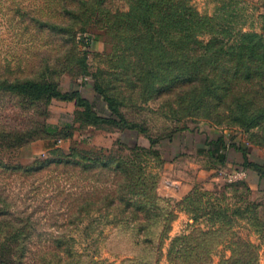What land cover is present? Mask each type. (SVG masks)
<instances>
[{
    "label": "rangeland",
    "instance_id": "1",
    "mask_svg": "<svg viewBox=\"0 0 264 264\" xmlns=\"http://www.w3.org/2000/svg\"><path fill=\"white\" fill-rule=\"evenodd\" d=\"M66 1L77 8V0H0V72L54 70L61 92L79 90L105 119L91 123L76 98L27 105L0 93V131L38 128L15 151L0 155L2 163L22 165L0 167V207L11 211L0 215V246L9 264H188L174 253L182 245L210 251L199 263L225 264L241 239L257 246L258 264H264V173L252 164L242 172L232 166L243 162L244 149L264 169V120L243 126L217 116L215 105L210 120L203 108H186L179 97L190 84L175 81L172 39L149 57L151 65L159 56L168 65H156L161 76L147 84L139 65L146 56L133 49L138 43L103 33L96 18L72 38L36 27L44 20L67 22ZM185 1L211 18L215 31L200 36L204 43L216 38L228 45L243 32L264 36V0ZM103 4L126 11L130 0ZM223 57L220 66L230 65ZM97 84L116 96L127 123L111 111ZM219 136L230 160L216 155ZM232 143L241 148L228 151ZM73 149H92L98 160L86 169L50 162ZM107 158L114 163L103 167ZM41 161L50 163L40 170L24 167Z\"/></svg>",
    "mask_w": 264,
    "mask_h": 264
},
{
    "label": "trees",
    "instance_id": "2",
    "mask_svg": "<svg viewBox=\"0 0 264 264\" xmlns=\"http://www.w3.org/2000/svg\"><path fill=\"white\" fill-rule=\"evenodd\" d=\"M93 1L77 0L78 6L74 9L66 1L63 10L65 15H69L67 22L50 23L44 20L36 27L40 30H54L61 36L72 38L78 30H85L83 24H88L92 18H96L98 20L96 27L101 29L103 33L109 34L113 38L118 36L117 38L123 41L129 40L138 43L133 49L135 50L134 53L142 54L144 52L146 56L139 65L140 74L144 73L147 84L153 82L149 79L152 76H156V78L161 76V74L157 75L156 65H168L166 60L163 61L162 56H159L160 61L157 64L151 65L153 63L149 61V57L157 54L160 47L166 49V46L161 44L163 40L172 39L175 58H172L170 63L173 64L172 68L176 72L175 81L190 84L187 92L179 97L180 101L187 102L186 108L190 109L192 106L198 108L199 106L203 108L204 118L210 120L213 111L211 108L215 105L218 108L217 116L226 114L232 121L243 126L258 125L264 120V36L254 32H243L241 38L235 40L233 37L228 45L227 42L216 40V38L204 43L200 36L204 33H212L214 30L211 18L205 14H200L185 0H182L179 5L170 3L172 0H130L128 10L116 9L113 12L103 4L104 0L98 1L99 3L96 5H92L95 4ZM69 18L72 19V22H68ZM75 22L81 23L78 25ZM128 47L129 45H125L124 50ZM223 56H227L230 65L220 66L224 59ZM53 74L54 70H48L47 67L19 71L15 75H12L11 72H0V93L6 92L17 95L27 105L53 97L76 98L78 104L85 106L84 113L91 123L96 124L105 120L91 110L89 102L81 97L79 90L61 92L58 81L54 79ZM243 83L244 85L254 83L255 87H243L241 85ZM96 87L105 97L111 111L119 115L120 121L127 123L119 110V101L116 96L109 93L106 86L97 84ZM108 121L115 122L116 119L113 118ZM36 128L0 131V155L15 151L37 133L38 128ZM42 130L53 131L47 125L42 126ZM214 144L216 152L220 151L216 154L218 158L221 161L230 160L226 155L228 148L225 137H217ZM231 146L228 151L241 148L236 143H232ZM242 151L244 160L242 163L234 162L232 164L233 169L241 170L245 165L252 164L264 173V169L261 168L262 165L257 162L251 163L245 150ZM94 152L92 149L81 151L73 149L67 154L66 159L50 162L72 164L74 167L82 164L86 169L91 167V162L98 160ZM82 159L83 161H81ZM50 162L41 161L34 168L32 165L24 167L26 170H40ZM100 162H102L103 167L114 163L110 158L102 159ZM11 166L15 169L22 165L17 163L8 165L2 163L0 158V167L9 169ZM117 166L122 169L120 161ZM119 185L121 184L119 183ZM130 194L133 195V193ZM151 195L152 202L158 200L155 192ZM8 210L3 209V206L0 207V215L10 214L11 211ZM212 213L221 216V210L216 211L214 209ZM223 216L226 215L223 214ZM161 233L159 237H161ZM201 233L204 238L208 235V232ZM4 247L3 243L0 246V264H9ZM174 253L180 258H185L188 264H203L199 263L198 260H205L210 251L207 249L197 251L196 248L191 249L189 245H182L176 248ZM258 263L257 246L248 240L241 239L240 243L231 249V256L225 264Z\"/></svg>",
    "mask_w": 264,
    "mask_h": 264
},
{
    "label": "built area",
    "instance_id": "3",
    "mask_svg": "<svg viewBox=\"0 0 264 264\" xmlns=\"http://www.w3.org/2000/svg\"><path fill=\"white\" fill-rule=\"evenodd\" d=\"M238 172H242V170H239Z\"/></svg>",
    "mask_w": 264,
    "mask_h": 264
}]
</instances>
